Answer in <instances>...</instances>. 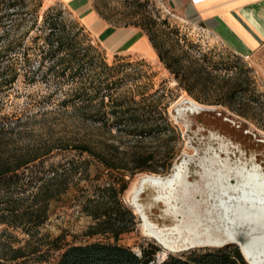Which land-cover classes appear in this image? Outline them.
Listing matches in <instances>:
<instances>
[{"label":"rangeland","instance_id":"1","mask_svg":"<svg viewBox=\"0 0 264 264\" xmlns=\"http://www.w3.org/2000/svg\"><path fill=\"white\" fill-rule=\"evenodd\" d=\"M9 1L14 4L9 8L15 12L12 18L24 19L23 30L30 29L29 37L34 38L40 32L39 29L45 26L49 14H57L67 23L72 22L82 28L86 35L84 44L91 45L86 50V59L93 63L90 66L85 63L80 68V73H85L88 77L85 80L86 86L91 87L97 85L99 80H105L116 81V88H132V93H126L124 105L132 106L137 103L140 106L137 109L139 119L147 129L153 121L160 124L159 128L154 126L156 130L142 138L120 133L115 116L110 112L114 104L107 97L106 122L99 120L92 111L87 115L86 112L76 114L72 103L68 106L62 104L67 97L66 93H71L72 85L68 81L61 83L62 85L53 83L55 69L47 72L53 58L46 59L44 65L38 68V57L28 68V72L22 71L11 89L4 87L0 90V116H9L10 119H5L4 122L6 126H13L2 133L11 139L9 150L69 147L90 137L100 141L107 140L108 144H118L122 150L127 151L125 156L129 159L135 149L133 145L137 144V149L141 152L153 151L155 159L173 154V165L183 157L188 159L187 170L193 176L191 181L204 191L203 194H197L200 200L208 191L206 183L210 177L205 175L206 172L214 177L213 173L217 171L230 174L234 169L253 166L264 171V49L252 57L242 58L228 46H224L211 32L198 27L192 19L178 15L165 0L90 1L93 10L113 28H136L147 35L148 32L160 35L162 30L177 31L181 47L188 51L182 60L186 72L195 66L202 71L198 83L195 86L191 84L190 92L159 60L157 49L137 51L129 49L130 45L108 48L83 19L59 0ZM164 19L168 20L169 26L163 23ZM152 20L155 24H151ZM117 40L118 38H114L110 45ZM32 71H36L34 82L29 80ZM69 71L70 69L67 72ZM233 89L236 90L234 94ZM185 99L197 101L206 109L196 112L186 110L178 115L175 111L177 108L188 106ZM97 103L94 102L93 105ZM121 125L128 127L125 121ZM64 154L73 156L75 151ZM62 159V154L55 155L51 161ZM171 169L166 174H135L122 197L125 205L136 215L137 227L122 235L120 242L133 247L138 253L141 252L140 243L150 246L154 242L160 250L151 264L166 260L170 254L185 256L194 250L214 248L201 245L187 249L185 243H180V248L167 249L156 238L144 232L141 212L132 203L131 191L140 177L150 174L166 176ZM156 194L152 188L147 189L141 195L140 202L150 220L166 229L176 221L170 212L168 214L164 203L159 204L155 200ZM192 204L201 213L205 212L204 204ZM54 212L41 228L42 231L54 236L63 232L68 241L87 240L83 233L92 222L90 216L79 212V207L60 206ZM2 229L4 226L0 225V233ZM7 230L12 233L11 238L19 241V245H23L28 237L21 230L11 227Z\"/></svg>","mask_w":264,"mask_h":264},{"label":"trees","instance_id":"2","mask_svg":"<svg viewBox=\"0 0 264 264\" xmlns=\"http://www.w3.org/2000/svg\"><path fill=\"white\" fill-rule=\"evenodd\" d=\"M0 1V90L4 87L11 89L22 71L28 72L36 58L40 57L38 68L46 59L53 58L47 67V72L55 69L53 83L68 81L72 85L71 93L67 92L62 101L64 106L72 103L76 114L86 112L87 115L92 111L99 120L106 122L107 97L114 104L110 112L115 116L120 133L142 138L156 130L157 121H153L149 129L141 124L137 103L124 105L126 93H132V88L130 91L116 88V81L105 80L86 86L88 77L80 73V68L85 63L89 66L93 63L86 59V50L91 45L84 44L86 35L82 28L72 22L67 23L57 14H49L45 26L32 38L29 37L30 29L23 30L24 19L12 18L15 12L9 8L14 4L9 0ZM163 23L169 26L167 19ZM151 24L155 21L152 20ZM148 33L159 60L191 92V84L195 86L198 83L202 71L195 66L186 72L182 60L188 51L181 47L178 32L170 29L162 30L160 35ZM32 73L29 80L34 82L36 71ZM232 91L236 93L235 89ZM94 102H98L97 105H93ZM8 117L0 116V225L4 226L0 233V264H151L156 260L155 255L160 248L154 242L150 246L140 243V253L120 242L122 235L137 227L136 215L125 205L122 197L135 174L169 172L173 167V154L155 159L153 151L141 152L134 144L135 149L128 159L125 156L127 151L118 144L90 137L69 147L9 150L11 139L2 135L13 128L12 124L6 126L4 122L10 119ZM123 121L127 122V128L121 127ZM156 127L159 128L160 124ZM70 151H75V154H64ZM61 154V161H51L53 156ZM60 206L79 207V212L91 217L92 222L83 233L87 240L68 241L63 232L54 236L42 231L41 228ZM9 227L28 236L23 245L11 238ZM157 264L248 262L238 245L228 244L194 250L185 256L170 254Z\"/></svg>","mask_w":264,"mask_h":264},{"label":"crops","instance_id":"3","mask_svg":"<svg viewBox=\"0 0 264 264\" xmlns=\"http://www.w3.org/2000/svg\"><path fill=\"white\" fill-rule=\"evenodd\" d=\"M89 25L108 48L130 45L129 49L152 51L147 34L136 28L110 26L93 10L91 0H59ZM178 15L192 19L211 32L240 57H252L264 49V0H165ZM192 17V18H191ZM114 38L117 42L110 45Z\"/></svg>","mask_w":264,"mask_h":264},{"label":"water","instance_id":"4","mask_svg":"<svg viewBox=\"0 0 264 264\" xmlns=\"http://www.w3.org/2000/svg\"><path fill=\"white\" fill-rule=\"evenodd\" d=\"M184 102L188 103V106L177 108L175 111L178 115L186 110L196 112L198 110L206 109L197 101L195 102L191 99H185ZM182 162L187 163L184 171L186 176L190 177L191 175L187 170L189 160L183 157L177 164H182ZM177 164L173 165L171 172L166 176L172 173L177 167ZM254 168L255 167L253 166L251 168L240 169L243 172H246L247 169L251 170ZM238 170L239 169H234L230 174H222L217 171L213 173L215 175L214 177L212 174L207 175L210 177L206 183L208 191L203 197L208 200V202H206L207 207H211V209L215 210L216 214L221 216V221L218 216V225L220 226V229L225 232V235L227 234V237L224 240L216 241L214 244H205L203 246L217 247L236 244L239 246L241 253L245 256L248 264H264V200H255V197H264V183L259 186L257 183L258 180H244V177L239 175V173H236ZM259 170L263 171L261 169ZM166 176L160 177L164 178ZM149 178L150 177H147V179ZM203 179L206 178L204 177ZM210 181H212V183ZM253 183H255V185ZM198 195L196 197H199ZM204 198L201 200L198 198V200H196H200L199 202L204 204L202 202ZM140 199L141 197L139 198V203H137L134 202L132 198V203L133 205H137V207L143 211L141 212V217L143 222H145L144 214L146 213L148 217L149 215L141 204ZM204 213H206V207ZM204 223L207 224L206 221ZM202 227H205V225H202ZM192 247L193 246H187L186 244L187 249Z\"/></svg>","mask_w":264,"mask_h":264},{"label":"bare ground","instance_id":"5","mask_svg":"<svg viewBox=\"0 0 264 264\" xmlns=\"http://www.w3.org/2000/svg\"><path fill=\"white\" fill-rule=\"evenodd\" d=\"M186 164L185 162L177 164L172 173L164 178L155 174L144 175L140 177L138 184L131 191L134 202L139 203V198L146 191L145 189L152 188L157 193L155 198L159 204L163 202L167 207L168 214L170 212L174 216L176 223L165 229L151 221L146 213L144 214L145 222L142 224L144 232L156 238L167 249L169 247L172 249L180 248V243L193 247L214 244L216 241L224 240L227 237V234L225 235V232L218 225L219 215L211 207H207L206 202L208 200L206 198L202 201L206 207V213H201L202 211L193 206L194 201H200H197V194H203L204 191L197 183L191 181L193 176H186L184 171ZM247 170L243 172L239 169L236 173L244 177V180H258L259 186L264 183V171H260L256 167ZM206 175H208V172H206ZM147 177L150 178L147 179ZM253 184L255 185V183ZM255 200L263 201L264 197H255ZM134 206L139 212H143L137 205ZM219 217L221 221V216ZM205 221L207 224L204 223ZM202 225H205V227H202Z\"/></svg>","mask_w":264,"mask_h":264},{"label":"flooded vegetation","instance_id":"6","mask_svg":"<svg viewBox=\"0 0 264 264\" xmlns=\"http://www.w3.org/2000/svg\"><path fill=\"white\" fill-rule=\"evenodd\" d=\"M167 177V176H166Z\"/></svg>","mask_w":264,"mask_h":264}]
</instances>
